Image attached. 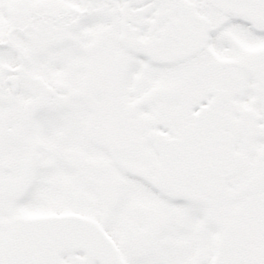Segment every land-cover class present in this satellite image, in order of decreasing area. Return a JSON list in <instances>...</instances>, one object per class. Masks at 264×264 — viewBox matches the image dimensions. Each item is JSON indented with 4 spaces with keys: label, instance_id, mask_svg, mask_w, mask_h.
Wrapping results in <instances>:
<instances>
[{
    "label": "snow or ice",
    "instance_id": "snow-or-ice-1",
    "mask_svg": "<svg viewBox=\"0 0 264 264\" xmlns=\"http://www.w3.org/2000/svg\"><path fill=\"white\" fill-rule=\"evenodd\" d=\"M0 264H264V0H0Z\"/></svg>",
    "mask_w": 264,
    "mask_h": 264
}]
</instances>
